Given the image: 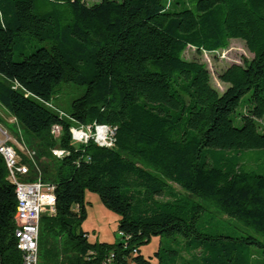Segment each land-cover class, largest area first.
I'll use <instances>...</instances> for the list:
<instances>
[{"label":"trees","instance_id":"16d2710c","mask_svg":"<svg viewBox=\"0 0 264 264\" xmlns=\"http://www.w3.org/2000/svg\"><path fill=\"white\" fill-rule=\"evenodd\" d=\"M232 39L253 57L221 71V93L184 52ZM63 84L84 87L69 110L54 101ZM0 105L34 141L40 167L20 178L55 186L39 264H264V0H0ZM95 122L112 146L73 141ZM86 190L119 215V242L90 240ZM17 203L0 153V264L23 262Z\"/></svg>","mask_w":264,"mask_h":264},{"label":"rangeland","instance_id":"374dc122","mask_svg":"<svg viewBox=\"0 0 264 264\" xmlns=\"http://www.w3.org/2000/svg\"><path fill=\"white\" fill-rule=\"evenodd\" d=\"M88 4H93L101 0H85ZM36 45H41L37 40L34 41ZM184 57L186 59L198 58L199 60L205 62L211 72L212 83L213 85L223 93L227 84L220 80V73L233 63H242L244 59H251L253 54L247 49L245 43L240 39H232L230 45L225 49H220L216 52H206L204 51L201 55L197 54L196 48L188 47L184 52ZM16 59H21L22 56L19 54V51L15 53ZM84 92V87L76 86L75 84H63L59 92H56L54 101L60 104L65 110H69L71 102L73 99L78 97L81 93ZM264 127V119L260 121ZM240 125V123H237ZM16 125V126H14ZM0 126L8 131L10 135V143L18 150L21 155V158L25 156L28 161L26 164L29 168H32L30 151L32 147L30 143H34L31 138L24 133V131L17 125L16 120L13 116L9 114L1 105H0ZM29 139V142H28ZM52 156L55 154L52 151ZM39 167L40 163L37 157ZM178 190L184 192L180 187H177ZM185 193V192H184ZM86 208H87V219L83 223V228L89 232V238L92 241H105L109 243L119 242L120 232L118 230L119 224V215L108 209L102 202L100 196L96 192L86 190L85 193ZM218 218H221L225 221L228 220L225 216L218 214ZM232 221V220H231ZM231 227L234 231L239 233H248L252 232L250 229L244 227L240 222H231ZM262 241H264L262 239ZM160 247V238L152 237L150 241L144 242L140 245L141 252L147 258L149 256H154L155 252ZM185 258H189L188 255ZM156 257H154V262H156ZM131 264H136L132 262Z\"/></svg>","mask_w":264,"mask_h":264},{"label":"built area","instance_id":"2783aa9c","mask_svg":"<svg viewBox=\"0 0 264 264\" xmlns=\"http://www.w3.org/2000/svg\"><path fill=\"white\" fill-rule=\"evenodd\" d=\"M71 132L73 141L78 144H87L92 140L101 146L114 144L115 130L107 124L95 122L73 126ZM53 133L58 137L61 133V127L54 126ZM9 139L8 131L0 126V153L5 159L10 179L16 184L18 198L16 235L18 247L23 252L22 264H39L40 218L46 211H55V186L41 178L34 181H25L20 178V175L29 173L30 168L22 160L20 153L10 143ZM53 153L57 157H63L66 152L57 147L53 149ZM35 157V151H30V159L34 165L37 164Z\"/></svg>","mask_w":264,"mask_h":264}]
</instances>
